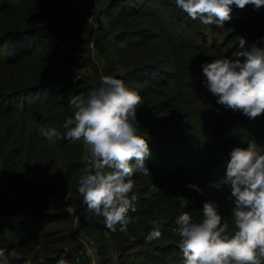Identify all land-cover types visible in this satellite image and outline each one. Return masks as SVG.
<instances>
[{"label":"trees","instance_id":"obj_1","mask_svg":"<svg viewBox=\"0 0 264 264\" xmlns=\"http://www.w3.org/2000/svg\"><path fill=\"white\" fill-rule=\"evenodd\" d=\"M104 12L113 38L112 77L140 95L136 119L151 152L149 174L131 178L129 198L138 199L124 231L108 229L78 193L88 154L82 140L66 138L63 124L74 115L69 99L87 96L91 87L75 74L79 62L68 54L69 7L60 0H0V248L22 257L10 264H86L78 232L62 225L76 215L87 232L102 234L103 251L106 234L123 245L131 236L134 246L147 245L131 264H184L175 218L186 211L200 222L206 200L217 203L222 224L234 234L225 161L234 147L252 141L264 151V115L250 119L218 104L204 84L202 64L243 61L235 53L264 49V6H233L222 26L192 20L175 0H108ZM239 36L246 39L243 48ZM41 127L55 128L60 138L48 140ZM15 201L27 204L25 212ZM7 209L23 214L6 220L1 210ZM154 220L162 235L147 241Z\"/></svg>","mask_w":264,"mask_h":264},{"label":"clouds","instance_id":"obj_2","mask_svg":"<svg viewBox=\"0 0 264 264\" xmlns=\"http://www.w3.org/2000/svg\"><path fill=\"white\" fill-rule=\"evenodd\" d=\"M192 20L204 25L222 26L230 20L232 8L252 5L259 10L264 0H175ZM241 48L246 43L238 37ZM245 59L216 58L202 64L204 84L218 97L217 103L233 111H241L250 119L264 115V49L253 46L235 53ZM140 95L125 83L111 76H102L99 85L87 96L78 94L69 99L74 115L64 121L66 138L83 141L88 153L86 166L78 180V193L87 211L102 216L111 231H124L129 210L135 211L129 198L136 172L148 175L145 160L151 155L148 138L139 134L136 119ZM48 140L60 138L55 128L41 127ZM223 183L230 185L231 214L234 234H228V224L218 211L217 203L204 201L202 220L193 221L188 212L175 218L179 248L184 264H262L264 259V151L252 141L247 147H234L225 161ZM217 188L218 184L215 185ZM189 187L201 191L197 185ZM71 194L64 196V201ZM186 207V205H182ZM69 215L76 209L67 206ZM162 235L157 221L146 236L153 241ZM10 258L22 259L15 250L0 248V264H10ZM57 264H66L61 259Z\"/></svg>","mask_w":264,"mask_h":264},{"label":"rangeland","instance_id":"obj_3","mask_svg":"<svg viewBox=\"0 0 264 264\" xmlns=\"http://www.w3.org/2000/svg\"><path fill=\"white\" fill-rule=\"evenodd\" d=\"M60 1L64 2L71 11L70 16L67 18L70 25V34L67 39L68 54L75 57L79 62V65L74 67L75 74H78L77 76L91 87V91L99 85L102 76L112 77L111 66L115 58L114 49L111 47L113 38L109 31L107 32L109 26L104 12L108 0ZM83 62L87 65H83ZM82 204H84L83 201ZM15 205L23 211L27 206L25 202L23 204L20 201H15ZM22 214V212L11 213L9 209L7 211L1 210L2 218L6 220H17ZM71 222L62 225L64 228L73 227L78 232L79 241L83 246L85 243L92 244L100 264H131L132 261L139 262L141 252L148 247L147 245L134 246L133 236L123 245L115 238H109V234H106L108 246L103 251L102 246L99 244L102 237L101 233L97 235L87 232L80 226L77 215ZM43 227L48 229L49 226L43 225ZM124 247L127 249H124ZM26 257L27 262L30 259L28 253H26Z\"/></svg>","mask_w":264,"mask_h":264},{"label":"built area","instance_id":"obj_4","mask_svg":"<svg viewBox=\"0 0 264 264\" xmlns=\"http://www.w3.org/2000/svg\"><path fill=\"white\" fill-rule=\"evenodd\" d=\"M81 258L86 264H100L98 257L95 254V249L92 244L85 243L81 249Z\"/></svg>","mask_w":264,"mask_h":264}]
</instances>
